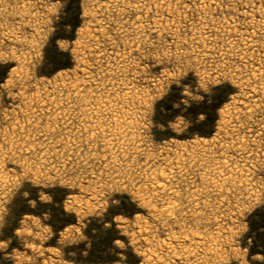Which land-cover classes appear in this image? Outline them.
I'll use <instances>...</instances> for the list:
<instances>
[{
  "label": "snow or ice",
  "instance_id": "1",
  "mask_svg": "<svg viewBox=\"0 0 264 264\" xmlns=\"http://www.w3.org/2000/svg\"><path fill=\"white\" fill-rule=\"evenodd\" d=\"M15 7L0 264H264V0Z\"/></svg>",
  "mask_w": 264,
  "mask_h": 264
},
{
  "label": "rangeland",
  "instance_id": "2",
  "mask_svg": "<svg viewBox=\"0 0 264 264\" xmlns=\"http://www.w3.org/2000/svg\"><path fill=\"white\" fill-rule=\"evenodd\" d=\"M16 0H3L0 3V18L8 22L10 19H14L17 15H23L20 9L15 7Z\"/></svg>",
  "mask_w": 264,
  "mask_h": 264
}]
</instances>
